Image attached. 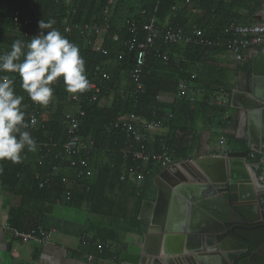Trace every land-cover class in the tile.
Here are the masks:
<instances>
[{
  "label": "trees",
  "instance_id": "16d2710c",
  "mask_svg": "<svg viewBox=\"0 0 264 264\" xmlns=\"http://www.w3.org/2000/svg\"><path fill=\"white\" fill-rule=\"evenodd\" d=\"M263 1L0 0V106L4 99L17 102L7 119L0 115V182L14 189L23 188V196L31 195L42 200L50 190L63 194V189L54 187V182L39 187L35 174L42 178L46 175L53 177V166L58 168L59 176L73 173L76 176L81 169L91 170L95 175L91 172V176L80 178V183L89 191L86 194L71 193L64 202L70 204L92 199V191L99 184L98 175L103 172L114 174V183L124 185L130 191L132 213L126 218L103 214L100 226H92L94 231H91L89 244L93 241L95 246L100 245L103 255L110 253L117 258L119 253L111 249V245L117 243L121 235L134 233L141 227L138 211L144 200L153 199L150 196L153 191L150 195L149 192L154 190L152 180L161 165L156 160L146 163L132 160L130 153L138 146L126 137L123 128L114 126L117 118L132 115L143 122L159 121L162 132L155 133L153 141L147 136L149 130L140 128L145 135L147 149L157 153L163 149L178 161L189 159L190 154L200 155L206 140L224 136L230 145L236 141L225 131L230 108L227 104H213V94H222V89L227 88L223 69L216 63L206 62L223 49L185 43L161 45V50L167 55L166 60L150 50L141 70V89H136L130 76L135 54L125 45L131 37L129 24L134 23L140 28L144 20L151 16L159 28L166 25L186 30L197 27L204 36L213 37L231 21L237 20L238 9L250 17L261 8ZM234 7L236 10L233 13ZM194 9L204 15L197 19L198 22L184 18ZM15 13L20 20L27 19V24L16 28L13 22ZM209 15L213 17L214 25L220 24L222 19L224 22L218 27L200 23ZM66 25L73 29L64 32ZM83 25L103 27L106 34L102 41L90 30L80 33L75 28ZM34 28L44 31V42L22 34ZM19 29L20 32H17ZM114 34L118 37L116 41L111 39ZM138 34V39H142L140 29ZM96 40L105 48V54L95 48ZM118 55H121L120 59ZM96 66H99L100 72L94 71ZM102 73H106L108 78H102ZM85 79L96 81L100 87L95 99L85 96L79 104L68 100L71 89L67 83ZM181 80L193 93L202 90L200 97L197 99L196 95L193 101L186 96L175 97L172 102L158 99L160 92L175 93ZM25 85L31 87V93L41 86L50 87L53 92L47 95L51 98V106L40 109L37 123L28 127H25L28 101L23 90ZM77 106L82 115L75 133L91 143L92 149L59 160L54 155L61 151L67 138L64 116L67 112L76 111ZM204 113L207 114L206 121L200 125L198 120L204 117ZM5 135L22 141V144L14 146L4 142ZM236 143L235 150H242L247 160L254 161L260 157L242 141ZM121 169L131 171L135 178L142 173L140 182L143 183L131 180L128 175L120 179ZM17 212L16 216L21 215L20 209Z\"/></svg>",
  "mask_w": 264,
  "mask_h": 264
},
{
  "label": "water",
  "instance_id": "95a60500",
  "mask_svg": "<svg viewBox=\"0 0 264 264\" xmlns=\"http://www.w3.org/2000/svg\"><path fill=\"white\" fill-rule=\"evenodd\" d=\"M254 17L264 22V1ZM250 69L248 90L222 91L230 95L232 107L238 110L236 132L245 134L242 138L248 148L264 158V45L251 57ZM252 133L263 149L250 147ZM184 162L190 160L175 165ZM193 162L209 173L208 180L204 177L203 182L195 183L192 178L189 182L183 179L172 186L163 178L171 165L160 171L153 178L156 200L142 205L158 208L161 201L167 203L160 213H150L146 232L136 235L119 259L123 264H264V183L255 180L254 187L238 188L242 199H256L257 205H237L232 194L235 186L231 181L238 171L244 173L246 166L243 151L229 149L223 155L200 156ZM252 174L255 179V172Z\"/></svg>",
  "mask_w": 264,
  "mask_h": 264
},
{
  "label": "crops",
  "instance_id": "0c3cea01",
  "mask_svg": "<svg viewBox=\"0 0 264 264\" xmlns=\"http://www.w3.org/2000/svg\"><path fill=\"white\" fill-rule=\"evenodd\" d=\"M224 1L230 2L231 0ZM235 8L236 7L232 9L233 13L236 10ZM238 10L239 13H236L237 15L234 14L237 19H234L235 22L249 24L258 21L254 17L257 11L252 16L248 17L241 9ZM201 15V12L196 13L194 9L184 15V18H189L190 21H197V19L204 16ZM222 22H224V19H222L220 24ZM200 23L214 25L213 17H211V15L205 16ZM220 24L217 23L213 27H218ZM261 47H263V45L257 46L256 49L258 50ZM161 52L165 53L163 50H161ZM250 56L251 55H246L242 60L235 61L228 52L222 50L221 52L217 51L213 59H209L206 62L211 64L216 63L218 66L222 67L223 80L229 83H226L227 88L233 90H246L245 88L250 85ZM191 77L194 76L192 75ZM179 82H184L186 84V82L182 80ZM187 87L189 88L188 85ZM201 92L202 90L193 93L190 90V94L193 97H195L197 93L201 94ZM176 95L177 86L175 93L160 92L158 99L162 102H169L175 99V97H177ZM215 95H221L223 98L227 97L228 99L227 105L230 110L228 112L229 116H227V128H225V131L231 134L236 141H242L243 144L248 147L246 138H242L245 134L242 135L241 132H236L238 110L232 107L230 95L223 91L222 94L214 93L213 97ZM16 104V101L7 99L2 100L0 115L7 119L8 114L15 109ZM154 130H149L147 134L150 141L154 140L153 135L157 133ZM236 141L231 143L232 147L230 148L233 150L237 147L238 143H236ZM252 145L254 146V144ZM252 145H250L251 148H253ZM213 155L215 154L213 153ZM96 162L99 163V160L97 159ZM206 163L209 164V162ZM191 167L194 168V170H192L194 172L197 170L202 172V167L195 162L191 164ZM57 171L58 168L53 171V177L50 176V183L54 182V187L62 188L63 194L50 190L48 195L42 200L31 195L23 196L25 192L23 188L14 189L0 182V264H123L119 259L120 252L134 240L136 235L146 232L149 219L152 217L149 216L151 215L150 213L154 210L160 213L167 203L161 201L158 208L157 206L155 207V204L142 205L141 203L137 215L138 219L142 222L141 227L134 233L129 232L121 235L119 241L111 245V249L114 248V251L119 253L117 259H112L110 253H108V255H103V252H99L95 248L93 241L89 244L92 236L91 231H94L92 226H100L103 214L105 213L112 214L113 217L118 218L130 217L133 210L130 191H128L126 186H118L114 183V174L103 172L98 175L99 184L94 191H92V199H82L81 201L77 200L70 204H65L64 202L67 200L66 197L70 196L71 193L73 194L76 191L75 194L78 192L86 194L89 191L87 186L80 183V178L83 176H91L92 171H83V169H81L76 172V176L75 173L69 176H59ZM185 171H191L188 169L187 165ZM93 174L95 175V173ZM120 174H122L120 179L127 175L128 178L133 177L130 171L126 169H121ZM140 183L143 182L141 181ZM152 185L154 190H151L149 195L153 191L150 195L153 196V199L150 200V202L156 200V187L153 184V180ZM67 192L69 193L68 195H66ZM148 201L149 200H144L143 202ZM17 209L21 210V215L19 216H16V213H18ZM148 217L150 218L148 219ZM41 231L50 232L46 240L41 238L38 240H22L16 235L18 232H28L38 235ZM87 255H92L93 258H87Z\"/></svg>",
  "mask_w": 264,
  "mask_h": 264
},
{
  "label": "built area",
  "instance_id": "2783aa9c",
  "mask_svg": "<svg viewBox=\"0 0 264 264\" xmlns=\"http://www.w3.org/2000/svg\"><path fill=\"white\" fill-rule=\"evenodd\" d=\"M13 22L16 28H20V25H26L27 19L20 20V17L17 13L13 15ZM18 26V27H17ZM75 27V26H74ZM80 33L85 30H90V32L97 35L100 41L104 38L106 30L97 25H83L82 27H75ZM73 29L72 26H64V32H69ZM138 29L143 33L142 39H138ZM16 30V29H15ZM20 32V29L19 31ZM129 33L131 35L125 42L129 51H133L135 54V63L132 69L130 70V76L133 82L136 84V89H141L140 75L141 70L144 65V61L148 51L155 53L156 56L161 57L166 60L167 55L161 52L160 46L165 45H176L179 43H185L200 47H208L214 49H223L228 52L233 60L240 61L246 55H251L256 52V47L264 45V22L256 21L249 24H240L235 21H231L218 35L213 37H206L203 35V31L197 27H193L189 30H186L182 27L176 25H166L162 28H159L156 25L154 17L149 16L144 20L140 28L134 23L129 24ZM24 36H30L32 39L40 42L45 41L44 31L38 28L29 29L22 33ZM113 41L118 39L117 35L114 34L111 36ZM95 48L102 52L106 53L105 48L96 40L94 42ZM118 59L121 58V55L117 56ZM94 71L100 72L99 66L94 68ZM102 78L107 79L108 76L106 73L101 74ZM4 81V79H3ZM67 86L71 89L69 95L67 96L68 100H71L77 104L80 103L82 98L85 96L91 100H94L96 95L100 92V87L97 82L90 79L80 80L78 82L69 81ZM25 96L28 98L26 104V123L25 127L35 125L37 123L39 110L42 108H48L51 106V98L47 95L53 94L50 87L41 86L35 89L34 93H31V87L25 85L24 88ZM177 97L186 96L189 101H193L194 97L190 94V90L184 82H179L177 85ZM214 102L219 104L220 100H223L221 95H215L213 97ZM82 115L79 106L74 112H67L64 116L65 126L67 130V138L61 146V151L54 155V158H59L63 160L66 157L79 155L82 152H89L92 149V144L87 143L80 135L75 133L76 128L79 124V116ZM115 127L123 128L126 137L136 143L138 146L137 149L130 153L132 160L146 163L149 160H156L160 164L168 163L169 156L165 150L162 149L161 153H157L154 150L147 149L145 135L140 130L142 127L144 130H154L160 128V122L152 120L149 122L139 121L132 115H124L117 118L115 122ZM4 142L12 144L14 146L22 144V141L18 139H10L7 135L4 137ZM222 142V140H221ZM126 154V153H125ZM40 160V157L39 159ZM80 164H83L80 162ZM262 164V165H261ZM173 165V164H172ZM252 171H258V180L263 184L264 182V158L256 163L246 164ZM261 165V166H260ZM170 166V165H169ZM168 167V166H167ZM56 167L53 166L52 170H55ZM131 172V171H130ZM88 173V172H87ZM256 175V174H255ZM35 178L38 179L39 186L48 185L51 181L50 176L39 177L38 174H35ZM131 180L139 182L142 179V173L138 177H130ZM257 179V178H256ZM69 193L67 192L66 195ZM50 232L41 231L38 235H34L28 232H18L16 233L22 240L28 239H44L46 240ZM39 236V237H37ZM96 249L101 252V247L97 244ZM87 258H93L92 255H87ZM112 259H117L112 256Z\"/></svg>",
  "mask_w": 264,
  "mask_h": 264
},
{
  "label": "bare ground",
  "instance_id": "6f19581e",
  "mask_svg": "<svg viewBox=\"0 0 264 264\" xmlns=\"http://www.w3.org/2000/svg\"><path fill=\"white\" fill-rule=\"evenodd\" d=\"M252 142L250 143V145L254 144L258 149H261L262 143L260 142V140L258 139L257 135L252 133ZM263 149V148H262ZM186 162L181 163L179 165H171L169 167V169L167 171H165V174H163V178L164 180H168L172 183V186H176V184L182 183L183 179L186 182H189V180H191L192 178V182H203L202 179H204V177L207 179V177L209 176L208 174L204 173L202 174V172H199L198 170L196 172H186ZM239 169V167L235 166V169L233 170L234 172H237ZM226 173L229 176L230 171H228V168L226 169ZM241 173V174H240ZM235 177L233 178V180L231 181V183L235 186L234 189H232V194H235V204L237 205H244V204H256L257 205V200L254 199H242L244 198L243 196L240 195L239 193V187L240 185H250L251 187H254L255 185V179L253 178V174H252V170L246 165L244 168V173L242 171H238V173H235L234 175ZM177 179V181H173L172 179ZM208 180V179H207ZM258 182V181H257ZM254 190V188H253Z\"/></svg>",
  "mask_w": 264,
  "mask_h": 264
},
{
  "label": "rangeland",
  "instance_id": "374dc122",
  "mask_svg": "<svg viewBox=\"0 0 264 264\" xmlns=\"http://www.w3.org/2000/svg\"><path fill=\"white\" fill-rule=\"evenodd\" d=\"M227 83V82H226ZM227 84H229V83H227ZM238 88H240V87H238ZM245 89H247V88H245ZM248 90V89H247ZM200 95L201 94H198L197 93V99L200 97ZM223 98V97H222ZM174 100V99H173ZM173 100H170L169 102H172ZM227 102H228V99H227V97L226 98H223V100H220L219 101V104L218 103H214L213 102V104H216V105H218V106H223V105H226L227 104ZM211 105H209L208 106V108L210 107ZM205 115H204V117L203 118H201L200 120H198V123L200 124V125H202V124H204V122L206 121V113H204ZM162 124V123H161ZM155 132H157V133H159V132H162V127H160V128H158V130H154ZM205 139H207L206 137H205ZM221 140H222V142H221ZM230 147H232V144H231V146H230V144H228V142H227V139L224 137V136H220V137H218V138H216L215 140H212V141H210V140H206L205 141V146H204V148H203V151L200 153V155H195V154H190L189 155V159H185V160H190V162H187L186 163V165H187V167H188V169L189 170H194V168H192L191 167V164H193V160H195V159H197L198 157H200V156H210V155H213V153L215 154V155H223L226 151H227V149H231ZM227 148V149H226ZM261 159V156L257 159V160H254V161H249V160H247L246 158H245V161H246V164H249V163H256V162H258L259 160ZM181 161H184V160H176L175 158H172V157H170L169 156V161H168V163H165V164H161L160 165V167H159V171H158V173L160 172V171H162L164 168H166L167 166H169V165H172V164H176V163H178V162H181ZM262 165V164H261ZM260 165V166H261ZM202 170V174H204L205 172L203 171V169H201ZM192 172H194V171H192ZM255 174H256V178H257V181H258V183L259 184H261V182L258 180V175H259V172L258 171H255ZM157 175V174H156ZM264 182V181H263Z\"/></svg>",
  "mask_w": 264,
  "mask_h": 264
},
{
  "label": "flooded vegetation",
  "instance_id": "af4514ba",
  "mask_svg": "<svg viewBox=\"0 0 264 264\" xmlns=\"http://www.w3.org/2000/svg\"><path fill=\"white\" fill-rule=\"evenodd\" d=\"M236 134H237V133H236ZM252 147H255V145H254V146L252 145ZM254 153H256V152H254ZM258 154H259V153H258ZM260 156H261V155H260ZM261 157H262V156H261ZM262 158H263V157H262Z\"/></svg>",
  "mask_w": 264,
  "mask_h": 264
}]
</instances>
